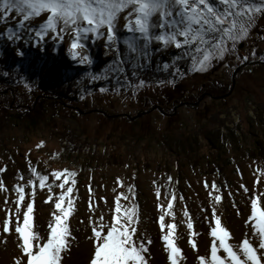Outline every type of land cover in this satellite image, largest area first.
<instances>
[{"label": "rangeland", "instance_id": "374dc122", "mask_svg": "<svg viewBox=\"0 0 264 264\" xmlns=\"http://www.w3.org/2000/svg\"><path fill=\"white\" fill-rule=\"evenodd\" d=\"M122 25L121 20L117 47L131 57L123 44L129 34ZM9 26L17 31L13 21L0 23V168L5 169L0 180L8 189L0 191V224L5 200L14 209V185L27 182L31 164L49 176L53 196L61 191L62 181L51 173H76L70 194L75 239L63 264H88L93 250L90 220L103 215L108 223L121 192L135 196L139 234L153 241L147 254L150 264H169L160 239L156 188L165 207L166 193L176 197L174 216L166 221L177 226L184 254L180 264H198L197 254L208 251L217 194L222 200L215 204L216 213L231 232V242L251 235L246 223L251 199L264 206V16L236 53L214 60L207 71H189L190 56L175 60L181 50L158 51L160 45L153 42L149 58L138 61L143 66L135 76L130 61L122 65L123 72L109 70L117 56L103 38L85 42L82 54L92 63L81 64L79 57L72 58L68 36L63 41L49 36L37 44L33 34L23 33L10 41ZM18 50L24 55H17ZM237 53L240 58L247 55V61L238 60ZM165 64L170 67L165 69ZM144 69L149 72L140 74ZM93 74L106 78L93 80ZM140 80L144 85L133 88ZM56 90H63L62 95ZM41 141L43 146L37 148ZM213 182L218 192L211 188ZM48 195L47 188H36L34 224L41 235L54 210L53 202L45 203ZM121 203L129 201L122 198ZM185 209L196 249L188 243ZM19 255L14 230L5 234L0 228V264H13Z\"/></svg>", "mask_w": 264, "mask_h": 264}, {"label": "snow or ice", "instance_id": "6c2138e0", "mask_svg": "<svg viewBox=\"0 0 264 264\" xmlns=\"http://www.w3.org/2000/svg\"><path fill=\"white\" fill-rule=\"evenodd\" d=\"M261 16H264V0H0V23L13 21L17 30L14 31L12 26L7 28L8 40H19L23 33H31L39 44L49 36L60 41L68 36L72 58L79 57L81 64H91L90 57L82 54L85 42L103 38L106 48L117 56L113 61L115 67L109 65V70L123 72L122 65L130 61L134 76L135 70L143 66L138 63L141 57L149 58L153 42L160 45L158 51L170 47L181 50L182 55L176 56L175 60L190 56L189 71H207L214 60H223L226 55L236 53L237 45L248 38ZM121 20L123 30L129 34L124 37L123 44L128 53L134 54L131 57L125 56L124 51L117 47L121 43ZM17 55L23 56L24 53L18 50ZM237 59L247 61L248 56L240 58L237 53ZM169 67L164 65L165 69ZM176 71L179 72V68ZM91 78L98 80L106 76L93 74ZM144 83L140 80L133 88L142 87ZM100 91L106 89L101 88ZM43 144L41 141L37 148ZM3 171L5 169L0 168V172ZM30 173L26 183L14 185V209L9 208L5 200L4 218L0 224L3 233L9 234L14 230L17 236L20 255L13 257V264H63V255L75 239L70 228V217L74 212V200L70 194L73 192L71 185L76 183V173L68 169L51 173L56 180L62 181L58 185L61 191L55 196L53 184L48 183V175L31 164ZM261 174L264 175V171ZM19 179L23 180V177ZM117 183L121 184V181L117 179ZM37 187L41 190L47 188L49 195L45 203H54L44 235L34 224ZM211 188L219 191L215 182ZM26 189L31 191L26 192ZM0 191H8L2 180ZM129 193H133L132 186ZM160 195V188H156L157 207L161 213L160 239L169 264H180L184 254L178 246L177 226L166 221V217L174 216L176 197L166 193L165 207L159 203ZM122 198L129 203L122 204ZM213 199L211 242L205 255L197 254L198 264H264V206L258 203L257 198L251 199V213L246 221L250 222L251 235L245 234L238 243H232V234L215 209L222 196L217 194ZM183 214L189 217L187 209ZM90 223L92 235L89 240L93 250L88 264H150L147 254L153 241L139 234V210L134 194L128 196L121 192L115 197L114 211L108 223H105L103 215L98 220H90ZM186 223L188 243L196 249L190 217Z\"/></svg>", "mask_w": 264, "mask_h": 264}, {"label": "trees", "instance_id": "16d2710c", "mask_svg": "<svg viewBox=\"0 0 264 264\" xmlns=\"http://www.w3.org/2000/svg\"><path fill=\"white\" fill-rule=\"evenodd\" d=\"M148 72H149V71H148L147 69H146V70L144 69V70H141V71H140V74H147ZM58 92H59L60 95H62L63 90H56V94H57V95H59ZM44 97H45V98H48V99H49V98H55V99H56V98H59L58 96H55V97H53V96H44Z\"/></svg>", "mask_w": 264, "mask_h": 264}]
</instances>
